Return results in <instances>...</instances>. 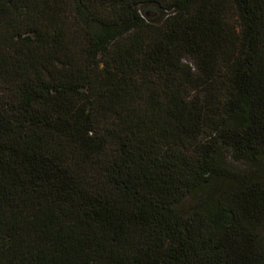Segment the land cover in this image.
Returning a JSON list of instances; mask_svg holds the SVG:
<instances>
[{
  "label": "trees",
  "instance_id": "trees-1",
  "mask_svg": "<svg viewBox=\"0 0 264 264\" xmlns=\"http://www.w3.org/2000/svg\"><path fill=\"white\" fill-rule=\"evenodd\" d=\"M0 264H264V0H0Z\"/></svg>",
  "mask_w": 264,
  "mask_h": 264
}]
</instances>
